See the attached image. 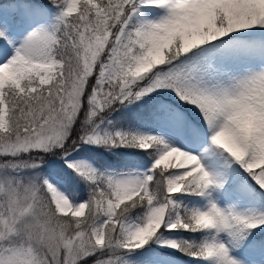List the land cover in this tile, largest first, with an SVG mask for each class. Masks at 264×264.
<instances>
[{
    "label": "snow or ice",
    "instance_id": "obj_1",
    "mask_svg": "<svg viewBox=\"0 0 264 264\" xmlns=\"http://www.w3.org/2000/svg\"><path fill=\"white\" fill-rule=\"evenodd\" d=\"M0 264H264V0H0Z\"/></svg>",
    "mask_w": 264,
    "mask_h": 264
},
{
    "label": "rangeland",
    "instance_id": "obj_2",
    "mask_svg": "<svg viewBox=\"0 0 264 264\" xmlns=\"http://www.w3.org/2000/svg\"><path fill=\"white\" fill-rule=\"evenodd\" d=\"M103 159H105L106 161H111L110 156H105ZM170 162L175 164L179 162V158L178 157H171L170 158ZM169 170H172L171 168Z\"/></svg>",
    "mask_w": 264,
    "mask_h": 264
},
{
    "label": "trees",
    "instance_id": "obj_3",
    "mask_svg": "<svg viewBox=\"0 0 264 264\" xmlns=\"http://www.w3.org/2000/svg\"><path fill=\"white\" fill-rule=\"evenodd\" d=\"M111 158V160H113V158L112 157H110Z\"/></svg>",
    "mask_w": 264,
    "mask_h": 264
}]
</instances>
